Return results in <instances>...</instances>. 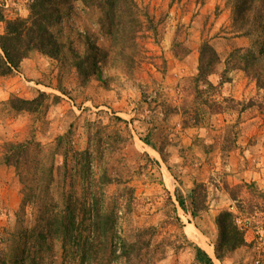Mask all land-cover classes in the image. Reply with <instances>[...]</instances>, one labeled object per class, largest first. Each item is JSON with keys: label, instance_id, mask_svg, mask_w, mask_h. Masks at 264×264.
I'll return each instance as SVG.
<instances>
[{"label": "rangeland", "instance_id": "374dc122", "mask_svg": "<svg viewBox=\"0 0 264 264\" xmlns=\"http://www.w3.org/2000/svg\"><path fill=\"white\" fill-rule=\"evenodd\" d=\"M135 2L143 25L136 45L124 42V53L109 47L96 9L79 0L70 11L60 5V61H36L33 83L21 95L12 94L32 98L43 91L48 97L39 111L15 114L0 100V156L8 141L56 147L53 195L71 194L87 211L89 193L97 188L103 204L116 211L117 233L150 240L146 264H199L192 244L222 264L214 254L215 217L222 210L236 215L246 241L223 264H264V88L230 63L222 81L229 53L237 47L257 51L263 29L237 34L227 0ZM0 4L6 15L18 12L15 0ZM203 41L219 54L208 76L213 86L193 80ZM254 65L264 82V59ZM88 138L92 144L101 140L84 180L74 154ZM104 165L109 183H103ZM194 181L207 189L208 207L197 217L179 206L175 211L168 200V193L175 199V189L186 196ZM20 189L14 168L0 161V259L10 247L11 230L33 222L28 208L17 223ZM52 244L46 264H80L76 254L63 253L59 240Z\"/></svg>", "mask_w": 264, "mask_h": 264}, {"label": "trees", "instance_id": "16d2710c", "mask_svg": "<svg viewBox=\"0 0 264 264\" xmlns=\"http://www.w3.org/2000/svg\"><path fill=\"white\" fill-rule=\"evenodd\" d=\"M74 1L77 0H30L26 17H5L0 7V21L4 24L3 32L0 33V49L3 53L0 57V75L12 73L32 52L60 61L65 48L57 29L61 19L60 5L67 4V11H70ZM79 1L86 8L99 12L98 23L104 34L109 37L111 49L124 53L126 40L137 44L134 41L143 22L135 0ZM227 1L232 11V26L237 34L250 35L259 27L263 32L257 51L247 48L244 52L242 47H237L229 53L222 81L226 80L223 75L228 71L230 63L231 67L240 68L255 79L258 88H264L260 68L258 70L254 65L264 59V0ZM132 57L134 59L133 55ZM127 58L129 59L128 55ZM85 61L79 59L78 63L83 64ZM219 62L215 47L210 42L203 41L199 46L197 74L193 80L213 86L208 76L215 71ZM47 97L48 94L43 91H38L32 98L10 95L3 104L14 114L22 111L36 112L44 105ZM61 138L58 137L57 140L60 142ZM100 140L97 138L92 144L91 138H88V145L75 151L76 168L81 171L84 180L90 176L92 161L95 159ZM143 141L156 149L147 137ZM234 141L229 142L225 148H232ZM156 150L162 154L160 149ZM56 153V147L45 146L39 142L4 143L0 161L14 168L21 184V200L15 213L17 223L23 220L28 208L33 212V222L20 231L11 230L10 247L0 259V264H46L53 248L52 241L55 239L60 241L63 253L76 254L80 264H146L150 240L144 237L132 240L129 236L117 233L116 211L103 204V194L100 192L102 195H99L97 188L89 193L87 211L86 203L73 200L71 194L62 192L58 198L53 195L51 186L54 181ZM161 157L166 162L163 154ZM156 163L158 164L157 161ZM103 169V183L111 182L112 179L107 175L108 166L104 165ZM90 180L91 186L93 180ZM168 194L169 203L175 211L179 206L192 217H197L208 207L207 189L203 182L194 181L186 196L178 189L174 192L175 199ZM186 198L189 200V206ZM215 226L217 237L214 242V254L223 264L229 254L246 243L244 231L237 223L236 215L229 210H222L216 215ZM150 228L148 227L146 232L150 233ZM138 232L145 233L144 230ZM13 242L17 244L14 246ZM192 247L197 263L214 264L213 259L202 248L195 244H192ZM163 256L164 254L156 259Z\"/></svg>", "mask_w": 264, "mask_h": 264}, {"label": "crops", "instance_id": "0c3cea01", "mask_svg": "<svg viewBox=\"0 0 264 264\" xmlns=\"http://www.w3.org/2000/svg\"><path fill=\"white\" fill-rule=\"evenodd\" d=\"M2 1L3 0H0V3H2ZM15 1H17L18 12L15 13L13 11L12 12L10 11L11 13L9 15H6V13L2 9L4 16L8 18H13L15 16L26 17L29 13V10H28L29 0H15ZM14 11H16V9ZM3 27H4V24L2 21H0V33L3 32ZM195 51L196 50H194V55H197ZM2 54L3 53L0 49V57L2 56ZM38 60L50 61L51 59L38 52H33L32 54H30L29 57L24 58L20 62L19 67L16 70H13L12 73L7 74V75L5 74L0 75V100L1 101L7 100L9 96L12 94L21 95V93L25 92V85L29 83H33L31 78H33L34 75L38 72L36 69L38 67L37 66L38 62L36 63V61ZM210 80L214 82L211 78ZM200 248H202L205 251L203 247H200ZM209 256L211 257V255ZM214 264H216L215 261H214Z\"/></svg>", "mask_w": 264, "mask_h": 264}]
</instances>
